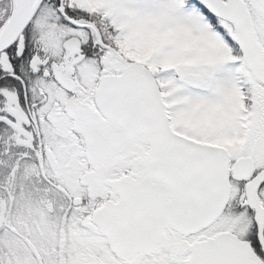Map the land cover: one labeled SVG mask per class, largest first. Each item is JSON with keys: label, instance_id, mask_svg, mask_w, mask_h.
<instances>
[{"label": "snow or ice", "instance_id": "1", "mask_svg": "<svg viewBox=\"0 0 264 264\" xmlns=\"http://www.w3.org/2000/svg\"><path fill=\"white\" fill-rule=\"evenodd\" d=\"M0 264H264V0H0Z\"/></svg>", "mask_w": 264, "mask_h": 264}]
</instances>
